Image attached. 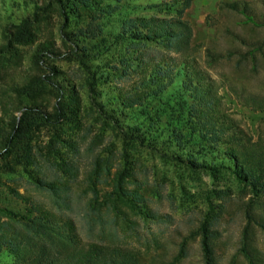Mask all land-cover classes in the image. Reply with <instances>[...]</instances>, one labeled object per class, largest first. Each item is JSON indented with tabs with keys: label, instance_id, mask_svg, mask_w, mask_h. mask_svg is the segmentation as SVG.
I'll use <instances>...</instances> for the list:
<instances>
[{
	"label": "rangeland",
	"instance_id": "374dc122",
	"mask_svg": "<svg viewBox=\"0 0 264 264\" xmlns=\"http://www.w3.org/2000/svg\"><path fill=\"white\" fill-rule=\"evenodd\" d=\"M94 1L65 26L57 0H0V152L24 109L53 117L59 99L79 103L64 122L31 114L0 156L7 238L26 231L40 205L62 237L126 247L147 264H204L203 225L217 231L218 264H249L247 212L264 214V191L235 170L225 137L264 146V108L248 100H264V0H178L170 9L171 0ZM141 17L185 22L188 44L114 40L124 19ZM212 126L222 135L202 146ZM250 229L264 264V227ZM17 251L18 241L2 246L0 264H15Z\"/></svg>",
	"mask_w": 264,
	"mask_h": 264
},
{
	"label": "trees",
	"instance_id": "16d2710c",
	"mask_svg": "<svg viewBox=\"0 0 264 264\" xmlns=\"http://www.w3.org/2000/svg\"><path fill=\"white\" fill-rule=\"evenodd\" d=\"M119 6L122 0H113ZM184 5L188 6L190 0H184ZM64 17V25L68 23L69 15L74 13L77 9L94 11V0H57ZM178 0H171L169 6H175ZM181 29L182 32H177ZM27 25L23 27L20 34L25 36L22 40H28L26 33H28ZM144 30V31H142ZM191 35L190 27L185 23L172 18H157V17H141V18H126L122 21L121 29L115 33L114 40L122 42L123 40L132 38L131 44H137V40H154L165 38L169 43L176 41L177 46L187 45ZM105 41V40H104ZM43 49H48L49 45L44 44ZM82 58L85 55H81ZM46 80H51L48 78ZM186 83L182 82V88ZM184 89V88H183ZM58 90V89H57ZM56 90V91H57ZM190 93L199 94L200 91L188 89ZM196 91V92H195ZM58 92V97H61V91ZM127 98V97H126ZM251 103H256L258 107L264 108V100L256 99L254 96L248 97ZM130 102V101H129ZM124 103L126 106H131L133 103ZM133 102V101H132ZM79 103L71 96L70 100L59 99L54 105L53 117L48 116L43 111L26 108L21 112L19 119L13 125L11 132L7 135L4 141L3 151L0 156L7 153L11 147H14L19 141L21 136L28 128V120L31 114L39 113L48 121L64 122L70 112L78 111ZM182 113V111H181ZM179 118V116L177 117ZM176 118V119H177ZM118 119V118H117ZM150 120H152L150 118ZM211 130V131H210ZM173 135L179 143L186 144L191 142L192 138L185 137V134L180 128L172 129ZM207 136H202L203 144L216 143L222 135V129L212 126L211 129L204 131ZM152 144L153 140L148 139ZM226 143H232L227 147V152L230 155V162L235 170L242 172L244 180L248 181L255 192L264 191V146L259 144L245 145L238 143L239 139H234L232 136L225 137ZM185 146V145H184ZM235 148V149H234ZM187 160L191 164L194 162L193 152L190 151L187 155ZM49 188L56 190L55 185H47ZM35 215L28 217L24 221L26 231H16L9 238H7L8 230L5 226L8 224L5 221L0 222V249L2 246L11 244L18 241L23 245L24 253L17 251V259L15 264H147L140 257V254L132 249L122 247L119 245L102 244L97 242H90L84 245L78 244V241L73 239L72 235L66 238L62 237V233L57 234L53 221L56 220L55 214L40 205L34 206ZM256 222L264 227V214H257L253 209L247 212V224L244 230V237L242 241L241 251L248 259L249 264H258V256L256 248L253 245L252 230L250 224ZM52 223V224H51ZM69 231L72 230L69 220L64 221ZM8 226V225H7ZM32 232V234H31ZM217 238V231L203 225L201 227L200 244L202 249V256L204 264H218L214 249L213 242ZM19 245H17V249Z\"/></svg>",
	"mask_w": 264,
	"mask_h": 264
}]
</instances>
